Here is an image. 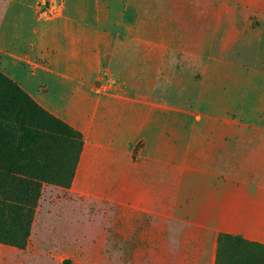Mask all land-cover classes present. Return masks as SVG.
I'll use <instances>...</instances> for the list:
<instances>
[{
  "label": "crops",
  "instance_id": "0c3cea01",
  "mask_svg": "<svg viewBox=\"0 0 264 264\" xmlns=\"http://www.w3.org/2000/svg\"><path fill=\"white\" fill-rule=\"evenodd\" d=\"M155 1L162 7L154 26L151 9L143 10L141 0L118 3L126 16L131 5L143 7L141 21L152 27L143 34L113 35L111 45L101 43L103 34L94 37L85 27V42L91 39L95 45L84 54L82 79L88 84L91 69L109 51L124 49L134 61L129 62L127 79H119L127 93L79 94L80 121L75 127L83 136V148L68 190L77 191L85 205L92 198L104 201L113 246H130L133 255H147V261L159 264H215L221 236L264 244V129L248 123L202 126L195 110L190 113L192 125L175 127L174 147L170 146L174 160H169L167 110L159 109L161 105L150 96L152 67L167 68L162 55H178L181 68L192 72L195 95L208 101L214 112L261 118V112L240 114L235 103L240 102L241 91H247L248 81L261 83L259 91L264 92L263 79L256 77L258 73L248 76L251 68L240 61L246 36L253 40L262 35L257 28L264 23V0ZM43 2L0 0V70L7 71L36 102L64 101L73 98L81 83L69 72L72 55L82 51L73 50L72 20L61 8L48 17L41 11ZM169 31L175 34L172 41ZM152 38L163 40L164 49L152 51ZM49 52L56 58L37 74L26 73L19 64L34 65L33 59L39 55L44 59ZM140 86L145 89L137 98L130 91ZM236 93L239 97H234ZM217 99L224 104H217ZM169 166L174 167L176 179L170 205ZM169 222L184 230L178 239Z\"/></svg>",
  "mask_w": 264,
  "mask_h": 264
},
{
  "label": "rangeland",
  "instance_id": "374dc122",
  "mask_svg": "<svg viewBox=\"0 0 264 264\" xmlns=\"http://www.w3.org/2000/svg\"><path fill=\"white\" fill-rule=\"evenodd\" d=\"M120 1L122 0H44L42 3L41 11L48 17L56 14L61 8L63 14L72 20L73 50L82 51L81 55H72V66L69 72L72 79L83 78L85 51L94 50V44L90 43L91 39L85 42L86 25L94 37L102 34L105 36V40L104 37L100 39L101 43L104 44L107 41L112 45L113 35L116 37L120 34L125 37L130 34L132 38L136 32L143 34L151 30L152 27L146 28L147 25L141 21L139 13L143 10L151 9L152 26L159 22L162 2L141 0L144 9L142 6L138 9L131 5L130 10L126 11V16L121 10L125 9L123 5H118ZM128 1L134 3L135 0H125L126 3ZM150 3L156 5L150 6ZM182 15L187 14L184 12ZM243 17L239 16V18ZM257 30L258 34H262L261 37L252 40L247 35L244 39L240 61L251 68L247 70L248 76L250 73H258L256 77L263 79L264 82V23L259 24ZM154 32L158 34L159 29H155ZM107 34H110L109 38L106 37ZM174 35V31H169L168 37L171 41L174 40ZM130 36L127 35L125 38H130ZM150 41L149 46L152 47V51L164 49L162 48L163 40L152 38ZM142 43L143 41H140V45ZM116 50V53L114 49L106 53V59L102 56L99 64L91 69L89 74L91 79H88L91 84L82 79L74 90L73 98L67 96L64 101L36 102L7 71L0 70V74L16 84L44 111L80 133L79 128L75 127L80 121L79 94L127 93L128 89L119 79H127V68L130 65L129 62L134 61V56L125 54L126 52L122 51L124 49L117 48ZM162 56L161 60L168 62V67L162 66L160 70H156L153 64L152 85L149 89L153 103L161 105L159 109L167 110L169 160H174V149L171 150L170 146L174 147L172 133L175 127L192 125L193 119L190 113L195 110L200 113L202 119L200 125L202 126H231L248 123L263 126L264 129V92L259 91L261 83L251 85L248 81L247 91H241L240 97L236 93L234 97H239L240 102H236L235 105L239 107L240 114L257 115L261 112L262 119H255L252 116L244 119L245 117L241 115L237 118L224 113H216L211 109L212 106H209L208 101L195 95L192 72L190 69L181 68L180 60L177 61L179 56L171 54ZM54 57L55 55L49 52L44 55V59L41 55L33 59L34 65L27 62H19V64L26 70V73L37 74L44 68H48ZM89 58H91L90 55ZM130 73L132 74L133 71ZM93 78L97 79L94 81ZM95 84L97 86L94 87ZM144 89L140 86L130 92H136L137 98L138 96L143 97ZM5 94L0 87V101L4 99ZM143 102L141 104H144ZM18 103L22 102L19 100ZM216 103L220 106L224 104L220 99H217ZM227 104L230 105V102ZM5 107L6 104L0 102V112ZM15 113L31 114L34 119L36 117L33 111L23 107H17ZM63 117L68 121H64ZM1 123L0 121V264H159L158 261H147V255L145 257L142 254L133 255L130 246H113L111 229H108L110 223L104 220L103 212L107 209L104 201L92 198L88 199L85 205L86 200L82 201L77 191L68 190L73 187L75 175L72 178V173L77 168L76 166L74 170L78 146L72 140L55 138L48 141L45 139L34 141V137L30 135L21 141L19 123L14 127L11 121L6 122L5 125ZM80 135L81 137L77 136L75 141L82 140L83 142V136L81 133ZM174 170V167L169 166L166 179L169 205L172 201L170 195L174 192L176 184ZM79 187L80 182L77 181L74 188L78 190ZM81 202L84 204L81 205ZM168 228L173 233L174 239H178L184 232L182 228L170 222ZM199 234L201 238L208 240L206 234ZM229 241L225 240L221 245L228 260L234 253L236 255L240 253L238 244ZM261 245L264 246V244ZM200 264L206 263L201 262Z\"/></svg>",
  "mask_w": 264,
  "mask_h": 264
},
{
  "label": "trees",
  "instance_id": "16d2710c",
  "mask_svg": "<svg viewBox=\"0 0 264 264\" xmlns=\"http://www.w3.org/2000/svg\"><path fill=\"white\" fill-rule=\"evenodd\" d=\"M0 87L5 91L4 99L0 102L6 104V107L0 112V121L2 125L11 121L13 127L19 123L21 132V141L24 137L32 136L34 141H48L57 139H70L78 146V154L75 156L74 170L78 164L79 156L83 148L82 140H77L80 133L75 132L67 124L61 122L53 115L44 111L40 106L35 104L26 94H24L13 82L0 74ZM19 100L22 103H18ZM17 107L28 108L36 115L35 119L31 114H16ZM37 118L39 120H37ZM15 121V122H14ZM38 121V122H37ZM13 130V129H12ZM14 131V130H13ZM75 171L72 173V178ZM234 241L238 244L240 253L233 254L232 258L226 259V252L222 251L223 241ZM229 241V242H230ZM264 246L259 243L249 242L240 237L224 235L219 238L218 251L215 264H263ZM228 261V263H227Z\"/></svg>",
  "mask_w": 264,
  "mask_h": 264
}]
</instances>
